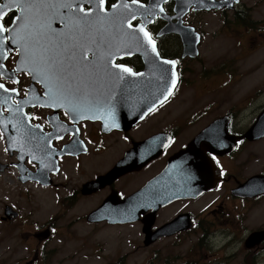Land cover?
Here are the masks:
<instances>
[{
  "label": "flooded vegetation",
  "instance_id": "1",
  "mask_svg": "<svg viewBox=\"0 0 264 264\" xmlns=\"http://www.w3.org/2000/svg\"><path fill=\"white\" fill-rule=\"evenodd\" d=\"M117 1L105 0L104 10ZM257 1H183L181 26L194 40L195 33L200 35L195 50V42H183L176 27L165 29L177 24L175 0H127L145 8L140 15H127L133 35L123 41L101 26L111 46L98 56L100 65L111 61L136 75L112 67L124 77L118 80L101 71L70 105L29 35L38 23L16 28L11 16L21 15L20 8L13 0H0V16L7 12V23L16 29L0 33V56L7 53L0 59V84L8 89L0 88V179H6L0 185L51 191L59 206L57 220L70 219L81 208L87 211L76 223L93 229L136 225L144 264H264V148H259L264 136L246 138L264 111V80L247 90L246 75L230 73L226 59L232 57V47L224 50L223 75H205L207 68L199 66L205 59L213 61L202 54L205 34L239 32L250 39L249 30L256 31L252 16ZM95 4L82 6L87 11ZM213 5L218 8L207 10ZM51 28L54 35L67 31L58 19ZM93 49L95 45L89 59ZM237 55L241 59L245 53ZM201 83L212 98L216 91L226 95L221 113L213 112L208 120L197 119L195 111V86ZM208 129L211 144L205 138ZM197 140L202 177L195 175ZM124 206L129 217L118 213ZM2 212L4 225L19 217L7 205ZM54 234L51 223L32 237L48 241ZM38 260L34 254L28 264Z\"/></svg>",
  "mask_w": 264,
  "mask_h": 264
},
{
  "label": "rangeland",
  "instance_id": "2",
  "mask_svg": "<svg viewBox=\"0 0 264 264\" xmlns=\"http://www.w3.org/2000/svg\"><path fill=\"white\" fill-rule=\"evenodd\" d=\"M253 10L257 32L249 30V40H245L246 34L242 36L239 32L204 35L202 54L213 60L209 62L205 59L200 63V67L207 68L205 75L213 73L221 76L225 73L227 66L223 60L227 55L224 50L232 47V57L226 59L231 61L228 63L230 73L246 75L247 90L264 80V0H258ZM211 44L220 48H213ZM238 51L245 53L244 58L239 59ZM213 100L216 101L214 109L211 108ZM225 105L224 91H216L212 98L211 94H205L202 83L195 86V111H199L197 119L208 120L213 112L220 114ZM259 146L263 149L264 143ZM55 200L49 190L37 191L32 186H15L9 182L0 185V216L4 205L19 215L7 225L0 222V264H28L34 254L40 255L36 264H144L145 250L139 227L99 226L93 229L76 223L75 218L87 211L81 208L74 209L70 219L57 220L58 217H54L59 212V206ZM204 201L207 199L200 202ZM51 223L55 224V234L48 241L32 237V233L46 229Z\"/></svg>",
  "mask_w": 264,
  "mask_h": 264
},
{
  "label": "snow or ice",
  "instance_id": "3",
  "mask_svg": "<svg viewBox=\"0 0 264 264\" xmlns=\"http://www.w3.org/2000/svg\"><path fill=\"white\" fill-rule=\"evenodd\" d=\"M13 2L21 10V15L11 16V21L16 24V28H27L33 22L38 23L36 33L29 35L33 45L41 51L40 62L46 66L53 80L58 83V91L65 99H69L70 105L73 99L78 100L81 97L85 84L90 82L93 76H98L101 71L118 80H123L124 77L119 72H112V67L119 68L120 71L129 75H136L127 67L111 65V61L104 65L99 64L98 51L111 46L110 41L104 36L107 29L101 30L102 24L109 17L99 16V12L104 10L105 0H96V16H92L91 7L86 11L82 6L91 5L93 0H13ZM135 2L136 0H133V3ZM60 9L66 11L61 14ZM8 15L5 12L0 16V33L8 34L16 30L7 23L5 18ZM53 19L62 21L67 31L54 35L55 30L51 28ZM123 23V19L118 17H113L111 20L113 27L122 28ZM128 27L131 28L132 24L129 23ZM140 31L143 32L148 43L153 44V51H155L151 36L143 28ZM126 35L133 34L126 33ZM140 43L137 37V44ZM92 45H95V49L92 50V59H89L88 51ZM6 58V52L0 56V59ZM0 88L8 91L3 84H0ZM49 91L51 92V89ZM52 95L55 98L56 94ZM75 107V105L72 106L73 111Z\"/></svg>",
  "mask_w": 264,
  "mask_h": 264
},
{
  "label": "water",
  "instance_id": "4",
  "mask_svg": "<svg viewBox=\"0 0 264 264\" xmlns=\"http://www.w3.org/2000/svg\"><path fill=\"white\" fill-rule=\"evenodd\" d=\"M186 1L187 0H175V2H176L175 3V11L176 12L175 13H177L175 15V18L177 19V24H174V25L173 24H168L165 27V29L166 30L170 29L171 25H172V27H176L174 31H177L181 35L183 42H190V41L193 42L194 41L195 42V50H197L196 46H197V44L200 41V35L195 33V40H194L193 38H191L192 34H191L190 30H187L186 28L181 26L182 25L181 24V18H182L183 14H184V11H181V9L184 8L183 5L186 3ZM160 4L161 3H159V5ZM191 4H193V2H191L189 5H187V7L191 6ZM213 6L214 7L208 8L207 10H210V9H213V8H218V6H216V5H213ZM144 9H145L144 7H142V6L140 7L137 4H129V3H127V0H118L116 2V4H114L110 8V10H108V11L104 10L103 12L102 11L99 12V16H101V17H104V16L109 17V19L107 21H105L102 24V26L110 27L111 29L114 30L115 34L119 33V36L122 38L121 40L129 41L130 35H126V33H131L132 30H130L128 28L127 15L128 14H134L136 16L140 15L141 13H143ZM92 10H94V13H93L92 16H96L97 15L96 4L93 6ZM113 17H118L120 19H123L124 23H123V27L122 28H120L119 26H115V27L112 26L111 20H112ZM140 27L142 28V27H144V25H141ZM110 34L112 35V32H110ZM138 34H139V32H138ZM135 35L137 36V33H135ZM135 40L137 41V39H135ZM139 41H141L140 38H139ZM170 90H172V88ZM218 125H219V122H218ZM215 130H217V129L215 128ZM208 132H209V129L206 130V135H205V138L207 139L206 140L207 142L209 141L208 138H207L208 137ZM262 136H264V111L260 114V116L256 120L255 124L250 128L249 132L246 135V138H248L250 140H254V139H258V138H260ZM210 142L212 143V141H210ZM210 142H208V143H210ZM198 143H199V140L195 141V175H199L200 177H202L203 176L202 164H201L200 161L197 160V158L201 159L200 156H199V153L196 150V146H197ZM204 143L207 144L206 142H204ZM203 190H205V189H201L200 192H202ZM6 210H7V213L9 211H11L10 208H6ZM99 213H100V211H98L97 213L95 212L94 214H92L91 217L94 218V217L98 216ZM118 213H125L122 217H129V213H131V212H130V210L128 208H126V206H124L123 208H121L119 210ZM119 218H121V217H119ZM125 222H127V221H119L118 223H125ZM46 235L47 234L45 233L44 236H46ZM145 244H147V241H145Z\"/></svg>",
  "mask_w": 264,
  "mask_h": 264
}]
</instances>
